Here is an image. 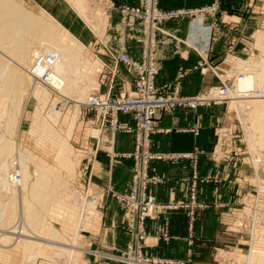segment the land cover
<instances>
[{
    "label": "rangeland",
    "instance_id": "374dc122",
    "mask_svg": "<svg viewBox=\"0 0 264 264\" xmlns=\"http://www.w3.org/2000/svg\"><path fill=\"white\" fill-rule=\"evenodd\" d=\"M14 1L20 7L24 8L26 11L30 12L33 15L38 16L43 12L46 15L52 17L56 22H59L60 20L64 22H70V24H74V26L71 24L73 27L76 26L78 27V29L81 28L83 31L84 28L78 21V19L74 16L73 11H75V13L82 19V21L90 28L92 32L94 31L90 27V23L93 21V19L95 20V18H98L102 15L105 18L107 16V10L105 9V3L103 0H83L84 4H82V6L85 8L81 7L82 12L76 9L69 0ZM160 1L161 0H159L158 3V10L163 13L170 12L162 11L160 9ZM232 1L233 0H215V2L211 5L204 6L199 9L171 11H183L187 12V14L184 15H191L188 13H191L192 11L196 12L200 10H208L213 6L215 8L213 12L204 13L202 16L215 15L216 18V16L223 13L235 15L238 14V7L233 6V8L230 9V7L226 6L228 4L231 5ZM236 1H239L240 3L243 0ZM42 3L43 5H41ZM249 3L252 4L253 10L254 7H256L255 15L258 16V19H260L261 17V22L257 26L255 25L256 27L252 29V31L248 35V38H246L244 41L239 42V44L237 43L235 45V48L231 50L229 54L225 55L226 69L224 72H216V69L214 70L213 66L203 59V62L200 63L197 67L199 71L203 74L210 72L212 75H214V79L212 80V83L208 84V87L204 88L201 92L195 95H182L180 91L181 80L184 77V73L181 71L177 73L175 79L172 82L162 87H155L162 89L168 85H173L178 80L180 84L178 92H175L176 89L171 86V88L169 89L170 93H177L180 97H199L208 99V95L212 89L220 86L232 87L234 81L236 82V80H241V77L249 72L248 62L261 63L262 59H264V56H262L264 49H262V47H258L256 35L258 33L261 35L262 40L260 44L263 45L264 0H251L249 1ZM141 5L139 7H141ZM103 10L106 16L103 14ZM191 16L195 17L194 15ZM138 21L141 23L142 31V22L140 20ZM160 23L159 28L162 32H159L158 35L164 34L165 36L166 32L161 29ZM106 26H108L107 19ZM106 30L108 32L111 31L108 30V27H106ZM215 31L220 33L222 32L221 26L216 22ZM141 36L137 39L141 38ZM176 38L178 39V37ZM137 39L135 40L137 41ZM127 40H133V37L132 39H130V36H126L125 41L127 42ZM236 41L238 42V39ZM179 44L180 43L159 45H174L178 49ZM158 46L156 48V58ZM8 48H10V46L7 45V51L4 52L2 49H0V52H4V55H2V57L5 60L9 61L13 58L12 55L9 54ZM236 48L242 50L244 48V51H242L241 55L233 53ZM91 52L84 50L83 55L91 62H98L99 60L96 59ZM244 62H247V64H244ZM179 74L182 75L181 78L178 77ZM96 78L98 79V77ZM88 83V80H79V84H81L82 87L85 86V88H88V91L86 90L87 92L86 96H84V100H71L66 99L58 94H54L51 101L48 103V106L42 112V116L46 118L47 113L52 110L53 105H64V109L58 120V123L56 126H53V129L56 130L59 135H62V137L65 138L67 131L70 130L72 121L74 122L75 126H73L71 129V136L66 140L70 147L71 156L73 155L72 157L76 158L77 160L80 159L79 163L84 154L75 150V142L73 141V137L75 135L73 136V133H78L79 130H82L85 127L84 123L81 122V113L83 114L85 111L89 112V109L84 105L86 104V101L90 96L97 95L96 93H94V90L97 87V80L95 82L96 85L94 86H88ZM262 85H264V81ZM27 86L29 87L30 85L28 84ZM82 89H84V87ZM233 91L234 89L232 90V93ZM22 100L25 106L24 111L21 112L20 110L17 113L14 126L9 127L7 132L5 130V120L3 118H0V130L3 131L6 139L12 142L13 148L15 147V149L21 150V153H24L25 155L28 154L29 156H31V158H35L38 165L44 164L49 169H52L57 174L59 181L61 180L60 182L62 186L60 188L62 192H64L65 189L69 188L71 194L69 193L70 197L68 200H70L71 204L75 205L78 208L84 202L87 204L91 203L92 207L99 215V212L103 208V204L105 202L104 197L101 196L96 200H88L84 198L82 192L84 194L86 193L87 195H95V193L85 191V189L83 188V183L79 181L80 164H76L75 167H73L72 171H69L67 168L62 167L59 164V160L55 157L57 149L55 147L53 148L48 143H39L36 139V136L30 134L36 101L32 97L27 96H23ZM245 100L249 99L244 98L240 99L239 101ZM211 107H220V119L219 122H217L215 125V131L213 135L214 149L211 153L213 158H215V164L218 165V173H215V179H212V177L200 178L196 174H193L188 187V196L186 200H176L172 198L167 203H160L155 197L152 188L159 186L162 183L163 179L156 176H150L147 170V183L143 187V189L140 186V192H143L146 198L152 200L153 210L150 213L144 211L146 208L143 205L147 202V199L145 200L142 198L136 200V205H134L135 208L131 210L130 208L133 205L130 203V198L128 197L130 196V193L134 187L133 177L135 162L132 159L134 164L128 193L116 194L112 191H109L112 197H114L115 200L120 203L124 210L122 228L124 233L128 237V241L122 249H118L110 253L101 254L106 259L117 262L119 264H128L131 260H134L135 262H147L149 264H197V262H201L199 264H247L244 258H247V256L249 257L251 255V252L264 253V146H260L258 148L256 146V148H253L252 144H250L251 139L248 136V131L251 130V134L254 137V140L257 141L261 136V124L256 121V115L248 111L250 110L248 109V107L238 110V108L234 106L231 96L229 100L227 99L221 103L204 105L195 109ZM186 109L195 110L190 108ZM98 121L100 122L99 117ZM100 126L102 129L113 132L110 129L109 124H100ZM197 153L198 155H206L202 151H198ZM191 154H196V152L190 153V155ZM187 156L192 157L189 155ZM124 157L128 158V154ZM26 163L29 167L30 172L33 173L35 171V166L28 161H26L25 164ZM33 180L34 178L31 177L29 183H31ZM29 183L26 190L27 193L30 190ZM210 183L215 184L213 188L214 197L211 199H198V187L200 185H208ZM62 187H64V190L62 189ZM5 196V193L0 190V202H5L7 200ZM28 202L32 204L34 203L31 198L28 199ZM33 206L34 207L32 209L37 210V212L41 214V218L44 216L43 218L45 225L43 227H45V229L47 228L46 230H51L50 233L52 231L56 232V234L54 233L55 240H57L58 242L66 243L68 239L72 238L73 235L71 234L74 231V227L67 231L66 225H64L63 221L61 220L62 217L59 214L60 211H57L58 209H55L56 205L55 208H53L57 211H55L56 213L54 212V210H47L45 211L47 213H42L38 204L34 203ZM141 213L146 215L142 221H140L139 219L141 217ZM51 214L54 215V217ZM172 215H176V217H178L181 222L184 223L186 228L185 234L182 236L186 242L185 260L165 259L162 257L154 256L147 250L149 243L147 242L148 233L146 229V222L161 218L164 227L163 231L157 237V239L163 242H168L174 238L169 231V224ZM19 216L20 214L17 215L14 218L15 220L8 226L10 227L14 222L16 223L19 220ZM99 219L97 218L96 222L93 221L94 223L92 221H89L87 223L88 225H86V228L79 231V234L81 236L76 246L81 250V252L85 249L84 240L86 239V236L97 231V225L99 226ZM196 225L199 226L198 230H196ZM8 226L0 227V233L2 234V237L0 236V251H2V254L5 256L4 258H0V264H19L23 260V253L20 250V248L22 247L20 245L22 244L18 243L16 247H10L12 246L11 243L13 242V240L11 237L13 236L10 233H7L9 231V229L7 228ZM200 226L202 228H200ZM33 232L39 236L42 235L39 234L37 230ZM6 235L10 236V238L8 240H3L2 238H7ZM68 243H70V241ZM79 255L80 254H76V258H79ZM195 257H198V259H195ZM37 260L45 261L48 264H55L54 262L52 263L47 261L45 257H40ZM64 260L66 261V259H63L60 261V264H64Z\"/></svg>",
    "mask_w": 264,
    "mask_h": 264
},
{
    "label": "crops",
    "instance_id": "0c3cea01",
    "mask_svg": "<svg viewBox=\"0 0 264 264\" xmlns=\"http://www.w3.org/2000/svg\"><path fill=\"white\" fill-rule=\"evenodd\" d=\"M103 1L107 10V16L103 10L107 19L106 27L111 31L106 30L102 37L92 32L75 11L74 16L82 24L84 31L73 27L74 24L71 23L72 26L70 22L60 20L57 23L78 42L80 41L85 47L84 50L92 51V55L99 60L102 69L94 93L115 98L120 93L131 92L136 78L134 71L119 62L118 57L125 53L134 61L140 62L142 59V46L135 40L141 36V23L131 17L125 18L123 22L118 8L139 7L142 0ZM249 1L251 0L239 3L233 0L231 5H226L230 9L233 6L238 7V14L235 15L223 13L216 18L215 15L195 17L184 15L162 21L161 29L178 37L182 43L178 49L174 45L158 46L156 60L159 69L154 80L155 86L162 87L172 82L181 71L184 73L181 80L182 95H195L208 87L214 75L199 71L197 67L203 59L210 63L216 72H224L225 55L229 54L237 43L248 38L252 29L261 22V17L258 19L255 15L256 7L253 10ZM214 2L215 0H161L160 9L162 11L199 9ZM215 22L221 26V33L215 31ZM126 36L133 37V40H127L123 48L122 39ZM158 38L162 40L165 36L159 34ZM235 51L233 53L241 55L244 48L243 50L236 48ZM219 119L220 107L176 109L161 113L155 119L150 151L161 154L178 153L183 156L178 159L149 162L147 170L150 176L163 179L159 186L152 188L158 202L167 203L172 198L186 200L193 174L200 178L215 179L218 165L215 164V158L211 153L214 149L215 125ZM81 122L85 127L78 133H73L75 150L84 154L79 163V181L83 183L85 191L104 197L105 202L99 212L97 231L86 236L84 251L80 252L79 258L68 264H119L101 254L122 249L128 241L122 228L124 210L109 191L116 194H126L129 191L134 162L132 158L124 156L133 152L135 134L102 129L96 112L91 110L81 113ZM119 122L133 126L130 115H120ZM198 151L206 155H198ZM194 152L196 154L190 155ZM214 185L213 183L200 185L198 199L213 198ZM163 227L161 218L146 222L148 252L165 259L185 260L186 242L182 237L186 231L184 223L176 215H172L169 231L174 238L168 242L157 239ZM198 228L196 225V230ZM36 264L48 263L37 260Z\"/></svg>",
    "mask_w": 264,
    "mask_h": 264
},
{
    "label": "bare ground",
    "instance_id": "6f19581e",
    "mask_svg": "<svg viewBox=\"0 0 264 264\" xmlns=\"http://www.w3.org/2000/svg\"><path fill=\"white\" fill-rule=\"evenodd\" d=\"M69 1L80 12H82L81 7L85 8L82 6L83 0ZM90 27L97 36L102 37L106 30V18L102 15L93 19ZM256 36L258 47L264 49V44H260L261 35L258 33ZM7 45L10 46L9 54L13 58L9 61L2 57L7 51ZM0 49L4 51L0 52V118L5 120L6 132L9 127L14 126L17 113L20 110L24 111L23 96L32 97L36 101V106L30 134L35 135L39 143H48L55 147L57 149L55 157L59 160V164L72 171L80 160L71 156L66 140L71 136L74 122L72 121L70 130L63 138L53 126L57 125L64 105H53L46 118L42 116V112L54 94L66 99L84 100L88 88L83 86L85 90L82 89L79 80H88V86L96 85V77L101 72V65L97 61H89L83 55L84 46L52 17L43 12L38 16L33 15L14 0H0ZM262 54L264 56V51ZM248 63L249 72L240 76L242 79L234 81L233 86L228 88L227 99L229 100L231 96L238 110L248 107L250 109L248 111L256 115V121L261 124V136L257 141L254 140L251 130L248 131V136L252 147L258 148L264 146V85H262L264 59L261 63ZM94 96L87 99L84 105L86 108L89 100ZM244 98L249 100L239 101ZM26 161L35 166L33 173L30 172L27 163L25 164ZM31 177L34 180L29 183ZM60 181L52 169L44 164L38 165L35 158L13 148L12 142L7 140L0 130V190L7 198L5 202H0V227L10 225L20 214L19 220L7 227L9 229L7 233L13 236L10 247H16L18 243L22 244L20 250L23 253V260L19 264H36L40 257H45L47 261L55 264H60L63 259H66L63 261L64 264L73 262L76 254L81 252L76 246L81 236L79 231L85 229L89 221L96 222V219H99L91 203L84 202L78 208L71 204L68 200L71 192L69 188L64 190V187L62 192ZM28 183L30 190L28 189L27 193ZM82 194L84 198L94 200V197H91L93 195L83 192ZM28 195L35 204H38L42 213H47L45 212L47 210L53 211L56 205L55 209L60 211L61 220L66 225L67 231L74 227L71 234L73 236L68 239L70 243L68 240L66 243L58 242L55 240L56 232L50 233L51 230L43 227L44 216L42 215V219L41 214L32 209L34 203L28 202ZM36 230L42 235L33 232ZM6 236L7 238L2 239L10 238ZM2 253L0 251V258L5 257ZM244 259L247 264H264V253L251 252V255Z\"/></svg>",
    "mask_w": 264,
    "mask_h": 264
},
{
    "label": "built area",
    "instance_id": "2783aa9c",
    "mask_svg": "<svg viewBox=\"0 0 264 264\" xmlns=\"http://www.w3.org/2000/svg\"><path fill=\"white\" fill-rule=\"evenodd\" d=\"M159 0H143L141 7H120L118 8L122 21L125 18L131 17L142 22V36L137 39V42L142 46V59L140 62L132 60L127 54L122 53L118 57V61L130 67L136 74L134 89L131 92L120 93L115 98L109 96L95 95L89 100L87 108L96 112L100 119V124H109L113 132L134 133L135 144L134 151L128 157L135 162L133 184L134 187L128 198L133 205L130 209H134L136 200L139 198L147 199L143 205L147 213L152 212V200L146 198L144 193L140 192V186L143 187L147 183V168L152 160H167L178 159L183 157L179 154H161L152 153L150 151L151 136L154 134L153 122L162 112L172 111L178 108L195 109L200 106L221 103L227 100L228 88L227 86H220L212 89L208 95V99L199 97H180L177 93H170L169 89L173 86L178 92L180 86L177 80L173 85H168L162 89L155 87V77L157 75L158 66L156 63V48L159 44L182 43L180 39L175 36L165 33L166 39H158V33L162 32L159 28V23L166 19L181 17L187 12L170 11L160 12L158 10ZM211 9L191 12L188 14L200 16L204 13L214 11ZM132 39V37H130ZM122 47L126 43V37L122 39ZM182 77L181 74L178 75ZM120 115H130L133 126L122 125L119 122ZM94 200L99 198L98 195H93ZM90 197V198H91ZM146 215L141 213L140 221ZM128 264H149L142 261H129Z\"/></svg>",
    "mask_w": 264,
    "mask_h": 264
}]
</instances>
